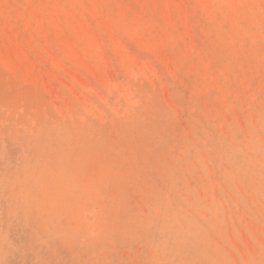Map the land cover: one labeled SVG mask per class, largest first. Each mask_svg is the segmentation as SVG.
Masks as SVG:
<instances>
[{"label":"rangeland","instance_id":"374dc122","mask_svg":"<svg viewBox=\"0 0 264 264\" xmlns=\"http://www.w3.org/2000/svg\"><path fill=\"white\" fill-rule=\"evenodd\" d=\"M0 264H264V0H0Z\"/></svg>","mask_w":264,"mask_h":264},{"label":"bare ground","instance_id":"6f19581e","mask_svg":"<svg viewBox=\"0 0 264 264\" xmlns=\"http://www.w3.org/2000/svg\"><path fill=\"white\" fill-rule=\"evenodd\" d=\"M78 1H79V0H78ZM82 1H83V0H82ZM116 1H117V0H116ZM122 3H123V2H122ZM86 4H87V3H86ZM123 5H124V4H123ZM82 6H83V5H82ZM87 9H88V8H87ZM100 20H101V19H100ZM101 25H102V24H101ZM86 35H87V34H86ZM83 37H84V35H83ZM79 38L81 39L82 36L79 37ZM87 38H89V36H86V39H87ZM84 39H85V37H84ZM89 39H90V38H89ZM89 39H87V41H88ZM118 39H119V38H118ZM76 41H77V40H76ZM76 41H72V42H74V44H77V45H78V43H77ZM81 41H82V40H81ZM81 41H80V42H81ZM83 41H84V40H83ZM83 41H82V42H83ZM63 42H64V41H63ZM72 42H71V43H72ZM75 42H76V43H75ZM82 42H81V43H82ZM89 42H93V40H92V41L89 40ZM68 44H69V43H68ZM68 44H67V45H68ZM79 44H80V43H79ZM87 44H88V47L90 46V48H91V44H89L88 42H87ZM71 45H72V44H70V47H71ZM92 45H93V43H92ZM94 45H95V43H94ZM94 45H93V47L95 48ZM100 45H101V44H100ZM80 46H81V45H80ZM80 46L78 45L79 48H83V47H80ZM65 47H69V46H65ZM88 47H87V49H89ZM97 47H98V45H97ZM99 47H100V46H99ZM46 48H47V47H46ZM71 48H72V47H71ZM73 48H75L74 45H73ZM84 48H86V47L84 46ZM94 48H93V50L96 51V49H94ZM76 49H77V48H76ZM91 49H92V48H91ZM127 49H128V48H127ZM97 50H98V48H97ZM65 51H66V49H65ZM67 51H69V50L67 49ZM70 51H71V50H70ZM72 51H73V49H72ZM84 51L87 52V50H84ZM63 52H64V51H63ZM76 52H77V51H76ZM79 52H80V51H79ZM88 52H89V51H88ZM101 52H102V51H101ZM74 53H75V52H74ZM77 53H78V52H77ZM80 53H81V52H80ZM96 53H97V52H96ZM119 53H120V52H119ZM65 54H66V53H65ZM65 54H64V55H65ZM75 54H76V53H75ZM78 54H79V53H78ZM99 54H100V53H99ZM26 55H27V54H26ZM80 55L82 56V54H80ZM95 55H96V54H95ZM73 56H74V55H73ZM84 56H85V55H84ZM77 58H78V57H77ZM80 59H81V58H80ZM78 60H79V59H78ZM74 64H75V63H74Z\"/></svg>","mask_w":264,"mask_h":264}]
</instances>
